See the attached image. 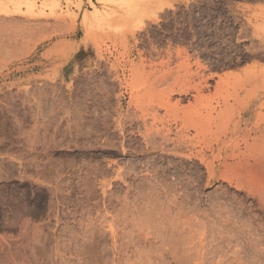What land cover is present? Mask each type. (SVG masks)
Masks as SVG:
<instances>
[{
    "label": "rangeland",
    "instance_id": "1",
    "mask_svg": "<svg viewBox=\"0 0 264 264\" xmlns=\"http://www.w3.org/2000/svg\"><path fill=\"white\" fill-rule=\"evenodd\" d=\"M0 108V264H264V0H0Z\"/></svg>",
    "mask_w": 264,
    "mask_h": 264
},
{
    "label": "bare ground",
    "instance_id": "2",
    "mask_svg": "<svg viewBox=\"0 0 264 264\" xmlns=\"http://www.w3.org/2000/svg\"><path fill=\"white\" fill-rule=\"evenodd\" d=\"M126 9H127V8H126ZM123 15H125V17H127V16H130L131 13H130V12H128V13L125 12ZM251 77H252V76H251ZM249 80H250V79H248L247 83L249 82ZM253 80H254V78L251 79L250 82L253 81ZM250 82H249V83H250ZM249 83H248V84H249ZM251 83H252V82H251ZM251 83H250V84H251ZM17 90H19V89H17ZM253 103H254V98L252 97V98L249 100V107L252 106ZM1 104H2V103H1ZM231 105H232V104L229 103V104H228V108L231 107ZM9 106H10V105H9ZM13 106H14V105H13ZM0 109H1V108H0ZM5 111H6V110H5ZM247 112H249V115H248L247 117H244V120H251V119H252L254 116H256V114H257V113L254 111V108H253V109H252V108H249V109H242V113H243V115L246 114ZM242 113H241V114H242ZM0 115H1V114H0ZM2 118H3V117H2ZM1 124H2V123H1ZM257 127H258V126H257ZM263 132H264V128H263V130H262L261 128H256V127L253 126L252 131L248 132L247 135H246V137L249 136L251 133H254V134H257V133L259 134V133H260V134H261V133H263ZM245 134H246V133H245ZM256 142H258V141H256ZM253 144H255V143H252V145H253ZM256 144H257V143H256ZM0 154H1V153H0ZM255 159H258V158H255ZM0 160H1V159H0ZM258 160H259V159H258ZM0 179H1V177H0ZM0 187H1V186H0ZM73 240H74V239H73ZM120 240H121V239H120ZM76 241H77V240H76ZM81 243H82V242H81ZM119 243H120V242H119ZM97 244H99V243H97ZM84 245H85V244H84ZM115 245H116V244H115ZM115 245H114V246H115ZM89 247H90V246H89ZM120 247H122V246H120ZM123 249H124V248H123ZM73 250L75 251V253H78V252H76L75 249H73ZM78 250H79V249H78ZM84 251H85V250H84ZM84 251H83V249H82V251H79V252H82V253L77 254V256H79V255L82 256V254H83ZM90 251H91V250H90ZM115 251H116V248H115ZM118 251H119V250H118ZM91 252H92V251H91ZM91 252H90V253H91ZM95 252H96V250H95ZM124 252H125V251H124ZM86 253H87V252H86ZM93 253H94V252H93ZM119 253H120V252H119ZM53 256H54V255H53ZM122 256H123V255H122ZM70 257H71V256H70ZM144 257H145V256H144ZM80 258H81V257H80ZM127 258H128V257H127ZM91 259H92V258H91ZM118 259H119V258H118ZM128 259H130V258H128ZM128 259H127V260H128ZM84 260H85V259H83V261H84ZM88 260H89V258H88ZM75 261H76V260H75ZM81 262H82V261H81ZM80 264H81V263H80Z\"/></svg>",
    "mask_w": 264,
    "mask_h": 264
},
{
    "label": "crops",
    "instance_id": "3",
    "mask_svg": "<svg viewBox=\"0 0 264 264\" xmlns=\"http://www.w3.org/2000/svg\"><path fill=\"white\" fill-rule=\"evenodd\" d=\"M80 47H81V46H79V48H80ZM79 48H78V49H79Z\"/></svg>",
    "mask_w": 264,
    "mask_h": 264
}]
</instances>
